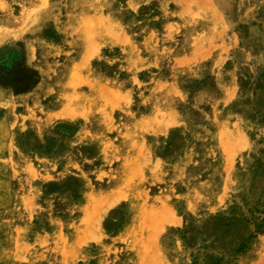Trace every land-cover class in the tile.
<instances>
[{
    "label": "rangeland",
    "instance_id": "1",
    "mask_svg": "<svg viewBox=\"0 0 264 264\" xmlns=\"http://www.w3.org/2000/svg\"><path fill=\"white\" fill-rule=\"evenodd\" d=\"M263 219L264 0H0V264H264Z\"/></svg>",
    "mask_w": 264,
    "mask_h": 264
},
{
    "label": "trees",
    "instance_id": "2",
    "mask_svg": "<svg viewBox=\"0 0 264 264\" xmlns=\"http://www.w3.org/2000/svg\"><path fill=\"white\" fill-rule=\"evenodd\" d=\"M257 227L259 230H261L262 228H264V219L260 220V224H257ZM246 247V245H244V248Z\"/></svg>",
    "mask_w": 264,
    "mask_h": 264
}]
</instances>
